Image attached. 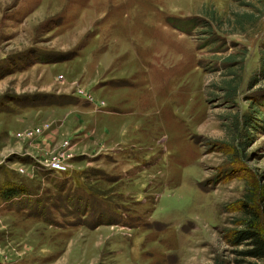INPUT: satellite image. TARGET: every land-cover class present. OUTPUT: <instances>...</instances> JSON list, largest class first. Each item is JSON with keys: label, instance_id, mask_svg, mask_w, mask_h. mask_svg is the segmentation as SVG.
Wrapping results in <instances>:
<instances>
[{"label": "rangeland", "instance_id": "rangeland-1", "mask_svg": "<svg viewBox=\"0 0 264 264\" xmlns=\"http://www.w3.org/2000/svg\"><path fill=\"white\" fill-rule=\"evenodd\" d=\"M263 57L264 0H0V264H264Z\"/></svg>", "mask_w": 264, "mask_h": 264}, {"label": "trees", "instance_id": "trees-1", "mask_svg": "<svg viewBox=\"0 0 264 264\" xmlns=\"http://www.w3.org/2000/svg\"><path fill=\"white\" fill-rule=\"evenodd\" d=\"M261 66L264 76V57L262 58ZM260 118L262 119L264 117ZM246 122L249 123L247 120ZM3 194L4 196H9V198L20 195L19 191L14 187L6 189ZM241 208L248 216V219L243 221V230L233 232L229 235V242L236 247L243 244L252 246V249L245 252L244 255L259 261H264V233L260 225L259 214L249 204L241 203Z\"/></svg>", "mask_w": 264, "mask_h": 264}, {"label": "built area", "instance_id": "built-area-1", "mask_svg": "<svg viewBox=\"0 0 264 264\" xmlns=\"http://www.w3.org/2000/svg\"><path fill=\"white\" fill-rule=\"evenodd\" d=\"M52 168L56 170L58 173H61V174L66 173V167L60 162L53 163Z\"/></svg>", "mask_w": 264, "mask_h": 264}]
</instances>
